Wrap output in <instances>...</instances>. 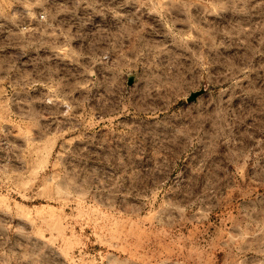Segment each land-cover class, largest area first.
<instances>
[{
	"label": "rangeland",
	"instance_id": "obj_1",
	"mask_svg": "<svg viewBox=\"0 0 264 264\" xmlns=\"http://www.w3.org/2000/svg\"><path fill=\"white\" fill-rule=\"evenodd\" d=\"M0 264H264V0H0Z\"/></svg>",
	"mask_w": 264,
	"mask_h": 264
}]
</instances>
